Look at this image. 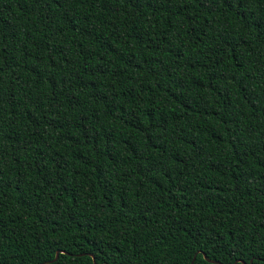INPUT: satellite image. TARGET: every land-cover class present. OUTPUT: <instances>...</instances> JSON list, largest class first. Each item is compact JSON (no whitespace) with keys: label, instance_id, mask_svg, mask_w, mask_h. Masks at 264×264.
<instances>
[{"label":"trees","instance_id":"1","mask_svg":"<svg viewBox=\"0 0 264 264\" xmlns=\"http://www.w3.org/2000/svg\"><path fill=\"white\" fill-rule=\"evenodd\" d=\"M250 259L264 0H0V264Z\"/></svg>","mask_w":264,"mask_h":264},{"label":"water","instance_id":"2","mask_svg":"<svg viewBox=\"0 0 264 264\" xmlns=\"http://www.w3.org/2000/svg\"><path fill=\"white\" fill-rule=\"evenodd\" d=\"M89 255H90V257L92 258V261H93V256H92V254H89ZM56 256H57V252H55L54 257H53L51 260H49V261L54 260V259L56 258ZM203 257H205L204 254H203ZM250 263H251V259L249 260L248 264H250ZM189 264H191V262H190ZM233 264H234V263H233ZM241 264H245V263H244V262H241Z\"/></svg>","mask_w":264,"mask_h":264}]
</instances>
